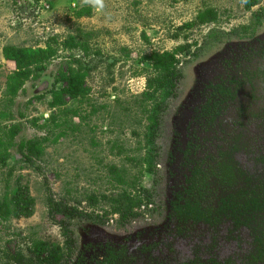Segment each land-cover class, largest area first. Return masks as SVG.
<instances>
[{"label":"rangeland","instance_id":"374dc122","mask_svg":"<svg viewBox=\"0 0 264 264\" xmlns=\"http://www.w3.org/2000/svg\"><path fill=\"white\" fill-rule=\"evenodd\" d=\"M250 1L0 0V127L18 126L17 144L46 136V129L66 134L48 145L44 157L36 161L38 169L22 163L16 150L8 166H0V201L19 183L35 200L31 218L0 219V264H14L8 258L19 251L27 255L34 242H52L67 254L62 230L49 217L47 186L56 201L89 216L71 221L74 253L63 264L80 263V258L83 264H97L107 245H127L130 264H186L194 259L201 264H244L254 248L253 229L233 233L229 222L216 231L204 224L183 226L172 218L170 202L178 179L175 165L191 141L202 149L201 156L217 148L235 150L234 160L252 177L251 184L264 180L261 83L233 88L219 110L199 114L213 86L230 77L234 57L264 43V19L257 23L254 17L264 8V0H255L248 9ZM84 9H90L91 16L78 18ZM206 9L217 12L218 22L180 30ZM71 37L86 50L65 49L63 43ZM49 43L58 50L57 57L40 79L26 83L11 105L6 83L15 66L5 60L3 49H44ZM187 43L192 44V55L180 57L184 77L177 99L168 102L157 143L158 174L142 175L148 125L142 103L146 76L135 74L150 67L140 59ZM79 58L91 69L87 97L83 102L66 98L61 109H51L52 86ZM63 110L76 115L62 114ZM52 117L61 127L53 125ZM112 166L123 171L127 183L139 180L153 193L154 204L143 205L140 216L129 223L120 224L117 216L106 215L110 204L101 200L115 198L125 189L132 191L112 180ZM90 196L99 199L98 205H91ZM100 219L105 222L99 223Z\"/></svg>","mask_w":264,"mask_h":264},{"label":"trees","instance_id":"16d2710c","mask_svg":"<svg viewBox=\"0 0 264 264\" xmlns=\"http://www.w3.org/2000/svg\"><path fill=\"white\" fill-rule=\"evenodd\" d=\"M38 2L39 0H34ZM255 4V0L250 1L248 9ZM91 10L84 9L77 13L78 18L90 17ZM255 20L260 23L264 19V8L259 12L254 13ZM218 22V14L213 9H206L198 13L195 20L184 25L180 30H191L196 27H201ZM53 43L56 40H51ZM65 49L79 47L86 50L84 45L77 42L75 37H71L63 43ZM58 55V50L50 43L43 48H19L5 47L3 56L6 61L13 63L15 68L8 76L6 83V99L11 105L20 92L24 91L27 82L38 80L41 78L52 62ZM192 55V44L187 43L175 48L172 52L158 53L154 52L150 56H145L140 59L142 63H147L149 69L145 68L140 73L135 75L146 76V89L142 95V103L145 105V115L148 122L145 133V157L143 160L142 175H151L156 177L158 174V161L160 157V148L157 145V140L160 135L163 117L168 109V102L178 96V87L184 75L180 68V57ZM198 55V54H197ZM264 55L256 54L247 59L248 62L262 60ZM73 63L76 68L70 66L66 73H60L59 80L56 85L64 84L63 87L57 89L56 85L52 86L49 94L52 100L49 103L51 109H61L65 105V99L78 100L83 102L89 93L86 87V81L90 77L91 69L83 64L81 58L74 59ZM248 72V71H246ZM263 76H264V70ZM221 91V87L216 90ZM44 97H37V100H42ZM218 105V104H217ZM215 107V106H214ZM62 114L74 113L76 111L63 110ZM52 123L55 127H61L57 120L52 117ZM38 120L33 121V125L37 126ZM48 134L44 137H37L32 140H23L19 144L15 142L17 135L20 133L18 126L10 128L0 127V166H8V162L12 159V151H15L22 163L25 165L36 166V161L44 157L46 149L50 144H57L66 136L65 132L54 133L52 129H46ZM188 157L186 158V160ZM190 171V177L185 174L186 187L185 190L178 193L177 199L172 203L173 216L178 218L184 224L193 222L194 224L205 223L212 225L216 221V213L227 212L228 205L223 204L217 211L209 198H206V193L202 192L205 181L209 179L207 172L200 167L193 166ZM12 172V171H10ZM112 180L120 186L131 188L123 190L115 198L103 196L101 200L110 204L109 212L106 215L117 216L120 224L129 223L137 219L143 205L149 207L154 204L153 193L141 185L139 180L134 183H127L123 171L112 166L109 168ZM12 173H10L11 175ZM243 176L244 174H240ZM48 188V213L49 217L56 221L60 226L65 238L66 253L63 249L52 242H34L29 248L27 255L22 251L15 253L8 260L14 264H63L67 259L72 257L74 253L75 240L71 230V221H81L89 216L77 208L70 207L64 202H58L52 196L51 189ZM246 210L258 212L264 209V197L262 200L259 195L254 192L246 198ZM92 206L99 203V199L95 196L89 197ZM35 200L31 197L29 188L22 184L17 186L7 193L3 200L0 201V219L7 221L9 219L31 218L34 214ZM219 212V213H220ZM103 219L99 223H104ZM257 247L255 250L254 261H264V237H257L255 240Z\"/></svg>","mask_w":264,"mask_h":264},{"label":"flooded vegetation","instance_id":"af4514ba","mask_svg":"<svg viewBox=\"0 0 264 264\" xmlns=\"http://www.w3.org/2000/svg\"><path fill=\"white\" fill-rule=\"evenodd\" d=\"M256 54H259V56L264 55V43H262L261 47L257 49L248 50L246 53L241 52L240 55L234 57L236 58L234 61L235 65L234 68L229 69V71H232V73H230V77H228L229 79L227 78L225 83L221 82L213 86L210 98L199 110L200 116L211 114L216 111L215 107L219 110L220 102L223 100L226 101L227 96H232L230 92L233 88L240 90L244 86H250L253 83H261L264 93V76L262 72L264 70V57H261L262 60L256 59L251 62L247 61V59ZM218 86L221 87V91L219 89L216 90ZM209 117L213 118V115ZM200 151H202V149L191 141L188 142L184 149L180 152L181 160L177 165H175L177 167L176 175L178 176V179L173 192V198L170 202L171 215H173L172 203L176 201L178 193L185 190L187 180L185 174H188L190 177L189 170L192 169L193 166L197 165L203 171L205 170L209 176V179L205 181V185L202 190V192L206 193V198H209L212 201L215 211H217L223 204L228 205V211L220 212L218 210L216 213L217 219L212 222V225L205 223L194 224L193 222H189L187 224L183 223V226L188 227L189 224L194 226L204 224L216 231L221 224L229 222L233 233L239 231L241 228H251L253 229L255 236L253 242L254 248L252 253L248 254L244 264H264V261L262 260H253L257 247L255 240L259 236L260 238L264 237V229H262L264 228V209L258 212H253L249 209L246 210V204H248V200L246 198L250 195V193L254 192L259 195L261 200L262 196L264 197V180L256 183L255 185L251 184L252 177L242 170V168L235 162V150L233 149L225 150L224 148H217L215 153L207 152L208 154L204 156H201ZM187 157L188 159L186 160ZM262 162H264V160H262ZM240 174L244 175L241 176ZM241 181L242 183H239ZM172 218L174 219L175 217L172 216ZM103 254L104 257H102L101 260L99 258L96 262L97 264H130L131 262V258L128 255L127 245L113 247L111 245H107L104 248ZM80 260L83 261L82 258H80ZM81 261L79 263L78 260H74L76 264H83ZM212 263L217 264L215 261ZM186 264H201V262L199 259H194Z\"/></svg>","mask_w":264,"mask_h":264}]
</instances>
